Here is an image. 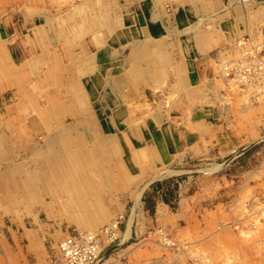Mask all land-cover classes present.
Segmentation results:
<instances>
[{"label":"crops","instance_id":"0c3cea01","mask_svg":"<svg viewBox=\"0 0 264 264\" xmlns=\"http://www.w3.org/2000/svg\"><path fill=\"white\" fill-rule=\"evenodd\" d=\"M1 2L0 104L9 113L0 110V160L10 159L9 133L16 134L15 140L21 137L18 148L36 154L31 162L8 161L0 171V264H46L57 233L66 236L78 227L60 215L37 173L63 154L58 146L69 142L67 136L84 135L80 149H92L97 141L88 127L112 141L105 167L120 160L132 174L124 189L114 179L118 186L112 195L109 188L99 189L102 203L114 213L124 207L126 214L120 244L105 250L102 264H197L223 258L228 242L240 247L243 238L232 226H218L237 217L233 203L241 202L249 178L262 174L256 169L242 175L233 192L230 175L211 172L231 152L233 133L221 127V117L230 111L222 115L215 108L214 92L223 82L221 65L243 52L241 43L255 38L264 46V0H81L59 12L51 1L42 3L43 9L39 0H12L5 8ZM8 5L21 11L10 12ZM74 85L83 108L72 117L62 109L63 100H72ZM157 87L168 93L160 101L153 92ZM26 93L49 113L31 108ZM207 102L213 107L206 108ZM44 117L50 118L49 126ZM204 163L212 166L208 174L177 180L175 207L160 195L151 209L149 191L136 206L140 184L152 174L169 167L190 171ZM84 168L92 170L86 163ZM263 181L255 187L256 197ZM217 186L223 192L216 193ZM160 226L175 237L176 249L146 238L147 231Z\"/></svg>","mask_w":264,"mask_h":264},{"label":"rangeland","instance_id":"374dc122","mask_svg":"<svg viewBox=\"0 0 264 264\" xmlns=\"http://www.w3.org/2000/svg\"><path fill=\"white\" fill-rule=\"evenodd\" d=\"M47 1H51V3L56 6L58 12L61 9L67 7L66 5H69L70 3H79V0H39V9H43V7H41L44 6L42 3H47ZM8 6V10L10 12L17 9L15 5ZM31 7L34 6H29V8ZM240 45L244 47L243 52H237L233 55H230L229 59L221 65L220 74L223 77V82L221 86L217 87L216 92H214L219 99L217 100L215 108L219 109L222 112V115L224 109L230 111L229 114L225 115V118L221 117V127H228V130H232L233 133L232 144H230L232 147L231 152L225 156L224 160L219 159V162H217V164L220 165V167H218L219 170L217 169L216 171L211 172L219 176L224 174L230 175L233 192L238 190L237 187L240 182L239 178H241V176L246 173L251 175L254 174L256 169H259L260 173L262 174V178H264V46L255 38H251L250 41L241 43ZM165 88L166 87H157L153 90L156 101H160L168 95V93L164 91ZM149 100H152L150 95ZM6 104L12 105L13 103L8 102ZM6 104L4 102V105ZM144 104V102L137 103L138 106ZM206 104V108H208L210 103L207 102ZM210 105L213 107V104ZM0 110H2V114H6V112L9 113V107H2L1 104ZM57 121L59 120L55 118V122ZM235 131L238 133H235ZM7 136L11 142V147L9 148L10 150L8 149L11 153L9 156L10 159H8L6 156L5 160H0V171L6 168L4 167V164L6 163L7 165V163H9L8 161H13L14 164L16 161L21 163L24 161H34V156L36 153L34 154L32 151H28L27 154L25 149L22 150L17 147V140L20 142L21 137L15 140L13 137L15 138L16 134L14 136V134L9 133ZM238 141L239 143H237ZM19 146L21 147V144H19ZM218 157L220 156L218 155ZM206 163H209V161ZM169 168L174 172L165 174L163 176L165 177L169 175L167 176V179L165 178L162 181L157 180L163 177H159L158 175L160 172H156L152 174V176L150 175L151 177H149V181L152 182L149 183L148 181L147 183H143L141 181L142 184L140 185L144 188L143 193L145 191H149L146 195L148 197V206H150L151 209H153V206L156 200L160 198V195L164 196V200L173 202L172 204L175 207V200L177 198L176 192L178 187L177 180L184 178V182H187L189 181L187 177H201L205 174H208L212 166H206L204 163L199 166L192 167L190 171H187V169H176V167ZM166 170L168 169H164L162 171L165 172ZM262 178H249L247 182L249 183L247 192L244 193L242 197L240 196L239 200H241V202L239 201L235 204L233 203L232 205V212H238H236L237 217L231 220L225 219L222 221L220 227L218 226V229H222L223 226H232L233 231L239 233L243 238L241 241V246H230L232 243L228 242L226 245L228 248L225 255H223V258H221V256H216V259L212 261L209 260L208 262L197 264H264V186L257 197L255 192L256 185L264 180ZM183 180L181 179V182H183ZM141 182L139 180L136 181V183ZM120 184V188L124 189L126 182L120 181ZM143 188L138 189V194ZM218 191L220 193L223 192L222 187L217 186L216 193ZM143 195H141V197H143ZM233 198L234 196H232V199ZM122 199L123 198H120L119 201L120 205L123 207V203L125 201H122ZM254 206H256L254 209L255 212L251 211V208ZM123 209L124 207L118 212L116 211V213L113 212V216H111L107 222L99 225V227L88 229L97 231L101 227L109 224V222L111 223L112 219L114 221L117 217L122 215L124 213ZM205 220L208 221L207 219ZM124 221L125 220H123V223ZM77 228L78 230H82L81 226H78L75 229ZM64 232L65 231H59L57 233L59 238H57L55 243L49 247V257L46 264H55L52 259L54 256H57L56 247L58 242L67 236H65ZM164 237L168 239V241H164ZM146 238L157 240L167 248L176 249L178 247L175 237L169 232L168 229L163 226L151 228L149 231H147ZM249 241L257 243V246H252L251 242ZM247 242H249L248 245L246 244ZM118 243H120V241Z\"/></svg>","mask_w":264,"mask_h":264},{"label":"bare ground","instance_id":"6f19581e","mask_svg":"<svg viewBox=\"0 0 264 264\" xmlns=\"http://www.w3.org/2000/svg\"><path fill=\"white\" fill-rule=\"evenodd\" d=\"M10 1H12V0H2V2L1 1L0 2L4 5L3 8H5L6 3L10 2ZM79 1H81V0H79ZM20 4H22V3H20ZM8 7L9 6H7V8ZM18 7L20 8V6H18ZM2 10L3 9H1V12H2ZM17 10H20V9L17 8ZM15 11H16V9H15ZM6 13H7V11H6ZM56 85H57V81H56V84L53 85V87ZM27 88H29V87H27ZM70 94L72 95V100L71 101L70 100L69 101L63 100L64 106H63L62 111L66 115H71L72 117H75V116H77V113L82 111L81 109L83 107H81L80 102L83 99L81 98L82 95L80 93H77L75 85L71 88ZM26 97L29 99L28 103L31 106V108L34 107L35 110H37L38 112L46 111L45 112L46 114L49 113V111H47V108L41 109V107L38 106V104L34 101V96L32 95V93H26ZM26 119L27 118H25V120ZM78 119H81V118H78ZM43 120H44L45 124H47L49 126L50 123H48V122H51L50 118L49 117L47 118L48 122L45 120V117L43 118ZM38 123H39V121H38ZM79 124H80V122H79ZM89 124H88V126H89ZM91 125H92V123H91ZM94 127H95V124H94ZM87 131H88L87 133L91 137H93V141H97L96 145L93 144L92 149L90 148L89 150H87V153H85L86 151H82L80 149V147H81L80 143L84 142V139H85L84 135H83V137H81V135H78L75 138H71V139H68L69 136H67V138L65 140L69 141V142H67V143L64 142L63 148L58 146V149L63 151V154L60 155L59 157L56 156L55 158H51L54 160L52 166H48L45 162V165L40 168V170L38 171L37 174L40 176H43L42 177V181H44L43 186H45L44 188L46 191L52 192L54 207L59 208V213L63 216H66L70 221L75 222L76 224H79L78 226H81L82 230L86 229L85 231H87V232H94L95 230L88 229V228L99 227V225L107 222V220H109L111 218V216H113L112 215L113 212L111 210L110 205L106 206L104 204V202L103 203L101 202V201H103L104 196L102 193L103 190H99V189L102 187L109 188V193H111V195H112L114 193L113 190H116V188L118 186V185H115L116 183H115L114 179H117V180L119 179V181H127V180L131 179L132 174L127 170V167L120 160L117 161V163H115L117 166L112 164L114 170L111 167L109 169L106 168L103 160L107 161V153L111 152V149H112L111 144H110V143H112L111 139L103 138V136H101L99 133H95L97 130L91 129L90 127H88ZM76 143H77V145H75ZM2 146H3L2 143H0V159L1 158L4 159V157H3L4 152H3ZM74 147L79 148V150H74L75 149ZM87 147H88V145H87ZM56 150H57V148H56ZM101 153H103V155ZM152 154L155 155L154 152H152ZM99 156L102 157V159ZM109 156H110V154H109ZM39 161L41 162L40 159H39ZM85 163L88 164V167L89 166L92 167L91 171L89 169L86 170L84 168ZM108 163H110V162H108ZM63 165L68 170L69 175L74 179V181H75L74 184H72V183L69 184V180L65 179V174H63V171L60 170L61 168H63L62 167ZM116 169L119 172L116 173ZM171 172L173 173L174 171L169 170V169L166 170L165 172L163 171V173L159 174V177H163L165 174H168ZM49 182H51V183H49ZM143 191H144V188L136 196V206L140 205V203H141V195H142ZM74 193H75L76 197H74ZM122 215L124 216V220H126V214L123 213ZM112 221H113V219H112ZM100 229H98V230H100ZM70 233L64 239L59 241L58 245L63 240H65L70 235ZM120 235H121V232H120ZM119 241H120V239H119ZM118 244H120V243H118ZM58 245L56 247L57 248V255H58ZM117 245H115V246H117Z\"/></svg>","mask_w":264,"mask_h":264},{"label":"built area","instance_id":"2783aa9c","mask_svg":"<svg viewBox=\"0 0 264 264\" xmlns=\"http://www.w3.org/2000/svg\"><path fill=\"white\" fill-rule=\"evenodd\" d=\"M123 220L124 216L120 215L94 232L73 229L58 245V255L52 261L55 264H102L105 250L119 242Z\"/></svg>","mask_w":264,"mask_h":264}]
</instances>
